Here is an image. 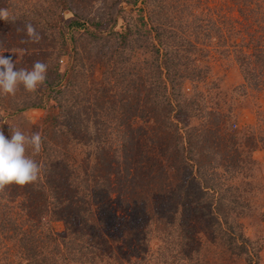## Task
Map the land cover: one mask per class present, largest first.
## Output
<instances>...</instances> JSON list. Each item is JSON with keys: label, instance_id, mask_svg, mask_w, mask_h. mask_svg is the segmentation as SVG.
<instances>
[{"label": "trees", "instance_id": "16d2710c", "mask_svg": "<svg viewBox=\"0 0 264 264\" xmlns=\"http://www.w3.org/2000/svg\"><path fill=\"white\" fill-rule=\"evenodd\" d=\"M76 1L0 0V52L48 65L36 91L0 96L7 137H42L39 179L0 191V264H259L245 221L264 223V110L238 124L264 92V0H99L100 17Z\"/></svg>", "mask_w": 264, "mask_h": 264}, {"label": "clouds", "instance_id": "9594fccd", "mask_svg": "<svg viewBox=\"0 0 264 264\" xmlns=\"http://www.w3.org/2000/svg\"><path fill=\"white\" fill-rule=\"evenodd\" d=\"M9 18V10L0 8V20L6 22ZM26 32L29 38L39 40V33L31 24L26 25ZM47 69V63L40 60L31 68H17L11 55L0 52V96L15 95L21 85L27 92L36 91L45 82ZM41 148L42 137L38 132L27 135L16 128L11 129L7 137L0 129V191L10 185L23 186L39 179L42 169L34 157Z\"/></svg>", "mask_w": 264, "mask_h": 264}, {"label": "rangeland", "instance_id": "374dc122", "mask_svg": "<svg viewBox=\"0 0 264 264\" xmlns=\"http://www.w3.org/2000/svg\"><path fill=\"white\" fill-rule=\"evenodd\" d=\"M80 3L76 1L75 5L77 8V12L85 13L83 15L86 16H97L100 17L103 14L100 13V7L101 2L99 0H95L93 2H85L84 0H79ZM68 18L71 17L69 13L66 14ZM77 37L79 38V47L83 50V46L85 45L84 42H82V36L81 34H77ZM87 50V47H86ZM209 54V61L212 65L213 72L215 75H219L222 77V86L228 90L232 89L233 87H237L243 83V77L241 75V72L239 71L238 66L232 59V57H224L220 56L217 52L214 50H210ZM252 97V98H251ZM253 103L256 102L255 106H247L242 113H241V120L238 124L239 126L247 125V124H254L257 119V109L264 110V92H258V93H252L250 96ZM45 114V111L43 109H31L24 113L25 119L29 123H39L41 118H43V115ZM253 158L257 162V167L260 168L262 171H264V151L261 148H257L253 153ZM117 165L123 167L124 163L122 159H120L117 163ZM259 174V172H258ZM264 176V173H263ZM255 219L253 220H247L245 221V227H246V233L248 235H251L254 239L257 240V238H261L258 244V247H260V254L261 257H255L256 260H259V264H264V223H261ZM54 228L58 231H61L63 229V223L56 222L54 223ZM259 230V233L257 232ZM255 247V248H258ZM254 249V247H253ZM252 250V247H251ZM241 264V263H240ZM243 264V263H242Z\"/></svg>", "mask_w": 264, "mask_h": 264}]
</instances>
